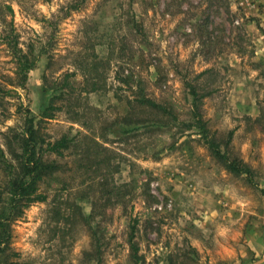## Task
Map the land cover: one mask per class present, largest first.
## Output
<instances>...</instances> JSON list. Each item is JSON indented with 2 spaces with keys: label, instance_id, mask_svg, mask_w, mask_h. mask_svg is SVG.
Listing matches in <instances>:
<instances>
[{
  "label": "rangeland",
  "instance_id": "374dc122",
  "mask_svg": "<svg viewBox=\"0 0 264 264\" xmlns=\"http://www.w3.org/2000/svg\"><path fill=\"white\" fill-rule=\"evenodd\" d=\"M13 36L33 61L24 86ZM0 85V186L25 117L78 144L11 224L5 264H264V0H0ZM189 85L209 92V132L250 178L187 128ZM141 92L171 115L133 110Z\"/></svg>",
  "mask_w": 264,
  "mask_h": 264
},
{
  "label": "trees",
  "instance_id": "16d2710c",
  "mask_svg": "<svg viewBox=\"0 0 264 264\" xmlns=\"http://www.w3.org/2000/svg\"><path fill=\"white\" fill-rule=\"evenodd\" d=\"M5 8L12 15L13 10L10 5ZM7 50L16 64L18 70L19 86H24L26 74L33 66V61L29 59L28 52H24L18 45L16 37L4 39ZM206 71L199 73V76L205 74ZM94 85V83H92ZM95 88L93 87L92 90ZM0 85V91H2ZM64 88L59 87L54 92H60L55 97L63 98ZM189 94L191 95V121L187 123V128H195L200 135L202 142L207 146L211 155L220 161L226 170L233 174H245L249 178L252 175V170L249 166L243 163L237 157L228 155L226 151L221 149L220 143L217 142L210 134L207 127V122L202 116V98L209 94L208 91L199 92L198 88L194 85H189ZM139 107L142 111H152L153 113H163L171 115L169 109L163 104L156 102L151 97L145 96L142 92L137 93L133 99L132 108ZM55 105L49 103L42 111V116L45 118H52ZM172 120H177L175 116H171ZM151 119H135L133 122L141 125H149ZM112 125H107V129ZM81 134V133H80ZM231 135L232 132L230 131ZM229 135V136H230ZM104 134L101 135L103 138ZM18 137V136H17ZM16 137V138H17ZM82 139H89L87 134H83ZM99 147V143L90 138ZM76 137H69L67 134H62L58 138H46L38 129L33 117H25L24 126L22 129L21 138L19 140L20 152L14 155L13 161L4 163V170L7 172V182L0 186V256L5 250H8L10 241L11 224L19 218L24 210L32 205L34 202H41L46 199L45 194L40 190V183L46 177H53L54 174L60 171L61 166L56 161V158L64 156L65 151L69 148L76 147ZM15 154V151H14ZM87 155L88 151L83 150V155ZM0 156L3 157L2 150L0 149ZM6 196L5 198L3 197ZM122 197V196H121ZM73 213L79 215L82 220L89 222V218L93 214L84 216L79 209L73 206ZM135 224L131 225V230L127 237L129 246V254L134 262H138L140 257L138 255V247L135 241ZM95 232V231H94ZM6 257L0 258V264H5Z\"/></svg>",
  "mask_w": 264,
  "mask_h": 264
}]
</instances>
